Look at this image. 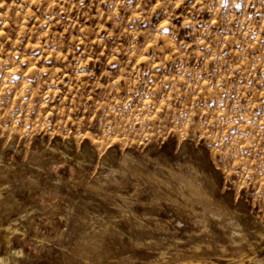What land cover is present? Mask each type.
Here are the masks:
<instances>
[{
    "label": "rangeland",
    "instance_id": "obj_1",
    "mask_svg": "<svg viewBox=\"0 0 264 264\" xmlns=\"http://www.w3.org/2000/svg\"><path fill=\"white\" fill-rule=\"evenodd\" d=\"M215 263L264 264V0H0V264Z\"/></svg>",
    "mask_w": 264,
    "mask_h": 264
},
{
    "label": "bare ground",
    "instance_id": "obj_2",
    "mask_svg": "<svg viewBox=\"0 0 264 264\" xmlns=\"http://www.w3.org/2000/svg\"><path fill=\"white\" fill-rule=\"evenodd\" d=\"M192 186V185H191ZM192 191L195 193V194H198V195H201L202 194V192L200 191V189L198 188V187H196V186H193L192 187ZM197 196V195H196ZM201 197V196H200ZM215 264H217V263H215Z\"/></svg>",
    "mask_w": 264,
    "mask_h": 264
}]
</instances>
